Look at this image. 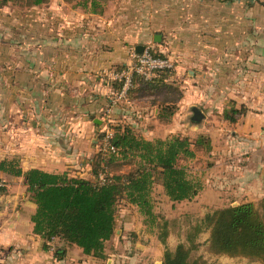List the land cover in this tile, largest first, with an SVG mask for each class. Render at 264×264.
I'll return each instance as SVG.
<instances>
[{
  "label": "crops",
  "instance_id": "0c3cea01",
  "mask_svg": "<svg viewBox=\"0 0 264 264\" xmlns=\"http://www.w3.org/2000/svg\"><path fill=\"white\" fill-rule=\"evenodd\" d=\"M77 1L48 0L32 6L25 19H15L6 31L1 19L5 7H0V162L16 160L24 171L39 168L59 173L71 167L69 163L90 170L93 139L88 147L85 140L99 129L96 124L101 120L93 129L85 116L92 118L109 100L112 107L130 105L128 100L113 101L116 85L112 74L135 61L138 46L154 42L153 46L174 63L173 77L181 80L183 96L161 97L170 76L162 87L138 88L150 104L134 108L139 123L133 120L136 124L132 127L144 137L181 134L193 140L205 135L208 150L192 145L196 158H208L203 180L196 178L202 186L196 196L219 198L229 205L262 202L264 48L247 51L244 58H231L222 50L195 54L183 36L149 29L145 15H139L143 20L138 31L131 28L130 19L136 17L124 15L141 5L143 8L145 0H119L114 12L110 6L118 0H102L97 12L77 5ZM204 47L216 49L211 44ZM201 59V68L193 66ZM163 104L175 106L172 115L163 113ZM231 107L242 114L231 113ZM195 109L202 114L200 121L194 120ZM107 115L112 122L128 116H117L115 110ZM2 180L0 264H113L117 251L122 252L117 254L121 264H133L132 252L146 253L152 246L143 244L141 228L132 223V214L142 217V229L154 234V228L149 229L144 215L131 205L130 211L124 209L127 222L116 226L115 235L106 243L105 258L86 255L79 246L60 240L46 249L33 231L31 217L36 204L29 198L24 178L0 170Z\"/></svg>",
  "mask_w": 264,
  "mask_h": 264
},
{
  "label": "trees",
  "instance_id": "16d2710c",
  "mask_svg": "<svg viewBox=\"0 0 264 264\" xmlns=\"http://www.w3.org/2000/svg\"><path fill=\"white\" fill-rule=\"evenodd\" d=\"M47 1L28 0L30 7ZM247 1L249 4L255 1L264 4L262 0ZM8 2L0 0V7ZM77 5L97 12L102 8V0H78ZM150 51L154 56L167 58L154 46L150 45ZM171 74V69H163L150 79L135 76L133 85L142 90L162 87ZM113 82L117 96L123 81L114 79ZM131 92L132 89L129 94ZM163 105V113L172 115L175 106ZM229 111L242 114V110L235 107ZM232 120L236 121V117L232 116ZM113 123L109 120L113 131L109 146L101 144L100 150L91 157L92 178L39 168L24 171L16 160L0 162V170L24 178L29 198L36 204L31 217L33 231L42 238L44 248L60 240L79 246L86 255L105 258L106 243L115 235L117 210L121 202L136 206L144 215L145 222L154 230L158 229L159 240L166 244L167 222L161 226L154 212V185H161L171 202L193 199L201 189L199 181L179 160L195 157L192 145L208 150L209 140L205 135L201 134L195 140L181 134L149 140L127 123ZM96 125L99 138H103L106 130L100 132L101 124ZM126 160L137 161L138 166L127 173L117 172L115 167ZM3 187L0 185V190ZM204 228L210 229V251L231 257L246 256L264 264V200L259 204L244 202L208 212L187 232L185 242H180L175 249L166 247L162 264H202L192 253L199 246L196 239Z\"/></svg>",
  "mask_w": 264,
  "mask_h": 264
},
{
  "label": "rangeland",
  "instance_id": "374dc122",
  "mask_svg": "<svg viewBox=\"0 0 264 264\" xmlns=\"http://www.w3.org/2000/svg\"><path fill=\"white\" fill-rule=\"evenodd\" d=\"M8 1L6 5L2 6V8L5 7L3 10L6 13L5 15L3 12L1 18L4 20L5 26L3 25V30L5 31L7 26L11 25L12 21L16 22L15 19H25L28 12H30V3L28 0ZM145 2L147 5L144 4L143 8H141V5L137 7L138 9L129 10V13L124 15V17H128L131 14V16L136 17V20L130 19L132 22L130 24L131 28H136L137 25L141 24V20L146 19V22L150 25H148L149 29H153L152 27H154L157 30H163L162 32L171 30V33L175 34L174 36L178 38L183 36L187 41L189 50L193 51L195 54H202V52L206 50H216L215 52L219 53V51L222 50L229 53L231 58H235L237 55L244 58L243 54L247 51L251 53V50L256 47H259V50L264 48V4L261 2L255 1L252 4H249L247 0H233L226 4L223 3V0H145ZM118 6L119 0L115 5L112 4V6H110L112 7L111 12L118 10ZM139 15L145 16H143V19L139 20ZM138 30L139 27H137V31ZM137 31L136 33H138ZM153 43L154 42H147L144 45L145 47L150 45L153 46ZM209 44L216 47V49L204 47ZM202 56L203 55H201V57ZM201 64L202 59L201 61L194 62L193 66L201 68ZM174 69L173 65L171 69L172 74L170 75L169 83H167L166 91L161 94V97L164 99L181 98L183 96V89L181 88L183 84L180 79L173 77ZM105 75L106 72H103L101 77L105 78ZM136 88H138V85H133L131 87L133 92L130 94L128 93V97L124 100H128L130 105L124 106L118 104L112 107L111 101L109 100V102L107 101L108 104L101 106V109L98 108L99 111L93 113L94 116L92 118L86 114L85 118L88 119V123L86 122L87 125L94 129L95 122L100 119V132L109 130L111 126L109 125L107 114L109 111L114 112V110L117 116L126 115V113L128 116L126 119L121 117L122 120H125L124 122L119 119V121L113 124H119L121 122L122 124L127 123L132 126L133 124L139 123V121L135 119L137 116H133L135 113L134 108H137V106L143 108L150 103L148 99H145V96H142L144 95L143 92H140V90L137 91ZM117 96L114 97L113 101H117V103L123 101L122 99H118ZM152 100L156 101L157 99L154 98ZM132 102L134 103L132 104ZM94 108H96V106ZM133 120L136 121V123H134ZM95 131V133L92 132V134H90V139L85 140L86 147H88L87 145H89L90 140L93 139L92 156L100 150L101 144L104 146V137L99 138V130ZM145 138L149 140L156 139L154 136ZM196 138L197 137H195L194 140ZM207 159L208 158L205 156L199 155L197 158H182L179 160V163L181 165H186L189 168L190 175L195 179L200 178V180H203L205 175L203 169L207 165ZM69 164H71V167L65 170L69 174L83 175L92 178L90 170L86 169L84 171L79 165L73 163ZM136 166H138L137 161L126 160L120 162L115 168H117V172L127 173ZM85 173L87 174L85 175ZM0 185H4L3 180L0 181ZM152 200L154 203V212L158 215V222L160 225L162 226L167 222L168 236L166 244L159 240L158 229L154 230V234H150L146 229H142L140 226L143 225V219L134 212L132 214V223L141 228L139 232H141V236L144 237L145 242L142 241L143 244L152 246H150V249H148L146 253H143V250L140 251L139 255L136 254L138 251L132 252L134 253V258L132 260L133 264H162L166 247L175 249L180 242L186 241L187 232L197 223L201 222L208 212H212L217 208L226 207L230 203L229 201L219 200V198L205 200L202 196H196L190 200L171 202L164 193L161 185L157 183L153 187ZM130 208H132V206L125 202L119 204L116 226H120L127 222L124 220L126 217H123L124 209L130 211ZM146 225L150 229V225ZM209 238L210 229L204 228L196 239L199 246L194 249L192 253L193 257L198 258L202 264H262L260 261L246 256L231 257L225 254L214 253L209 249ZM153 242L155 243L153 244ZM119 253L121 254L122 252H116V259L113 261V264H121L117 256ZM125 264H129L128 261Z\"/></svg>",
  "mask_w": 264,
  "mask_h": 264
},
{
  "label": "built area",
  "instance_id": "2783aa9c",
  "mask_svg": "<svg viewBox=\"0 0 264 264\" xmlns=\"http://www.w3.org/2000/svg\"><path fill=\"white\" fill-rule=\"evenodd\" d=\"M172 67V60L152 55L150 46H146L141 53L135 54V61L131 65L112 74L113 79H119L123 81L122 88L117 96L118 99L125 100L127 98L128 93L133 86L135 76H141L145 79H150L157 71L163 69H172ZM112 134L113 131L111 129L106 130L103 139L105 147L109 146V139ZM101 179H104V177L101 176Z\"/></svg>",
  "mask_w": 264,
  "mask_h": 264
},
{
  "label": "water",
  "instance_id": "95a60500",
  "mask_svg": "<svg viewBox=\"0 0 264 264\" xmlns=\"http://www.w3.org/2000/svg\"><path fill=\"white\" fill-rule=\"evenodd\" d=\"M157 38H158V36H157ZM144 48H145V46H143V45L138 46V48H137L138 53H141L144 50ZM201 118H202L201 112L199 110L195 109L194 120H201Z\"/></svg>",
  "mask_w": 264,
  "mask_h": 264
}]
</instances>
